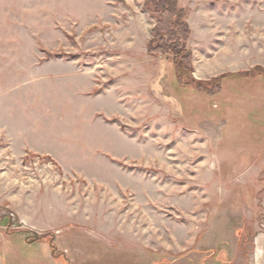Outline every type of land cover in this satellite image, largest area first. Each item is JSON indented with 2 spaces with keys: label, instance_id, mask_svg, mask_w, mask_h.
I'll return each instance as SVG.
<instances>
[{
  "label": "rangeland",
  "instance_id": "374dc122",
  "mask_svg": "<svg viewBox=\"0 0 264 264\" xmlns=\"http://www.w3.org/2000/svg\"><path fill=\"white\" fill-rule=\"evenodd\" d=\"M145 2L0 0V95L44 122L40 155L0 135V264H264V0H179L214 95Z\"/></svg>",
  "mask_w": 264,
  "mask_h": 264
},
{
  "label": "trees",
  "instance_id": "16d2710c",
  "mask_svg": "<svg viewBox=\"0 0 264 264\" xmlns=\"http://www.w3.org/2000/svg\"><path fill=\"white\" fill-rule=\"evenodd\" d=\"M144 8L155 19L151 39L147 43V53L151 57L164 56L170 59L175 78L181 87H193L208 95L216 94L220 90L221 80L228 75L209 81H198L193 77L192 52L186 46L191 33L186 22V11L180 8L178 0H146ZM243 74L264 78V69L257 67ZM212 85L218 88L214 93L209 91Z\"/></svg>",
  "mask_w": 264,
  "mask_h": 264
},
{
  "label": "crops",
  "instance_id": "0c3cea01",
  "mask_svg": "<svg viewBox=\"0 0 264 264\" xmlns=\"http://www.w3.org/2000/svg\"><path fill=\"white\" fill-rule=\"evenodd\" d=\"M189 29L191 34L188 41L190 42V39L193 37V30L190 24ZM17 90L19 91L17 86L14 85L7 90H2L0 95L3 104L1 107L2 109H0V135L5 141V147L2 148V151L5 154H15L16 150H18L20 154L19 156L29 153L33 155H40L42 153H39L30 147V139H33L30 136V133L35 128L34 122H42L40 126H43L44 122L41 119L34 120L35 117L30 112V109H33L30 108V104L25 103L20 108L16 105L19 98L17 97L16 99V96L20 95L16 93ZM40 107V117H42L44 107ZM19 111H21L20 115H18ZM42 157L48 156L46 155Z\"/></svg>",
  "mask_w": 264,
  "mask_h": 264
}]
</instances>
